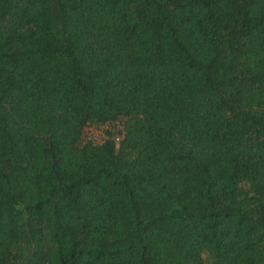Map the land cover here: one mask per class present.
Listing matches in <instances>:
<instances>
[{
    "label": "trees",
    "instance_id": "obj_1",
    "mask_svg": "<svg viewBox=\"0 0 264 264\" xmlns=\"http://www.w3.org/2000/svg\"><path fill=\"white\" fill-rule=\"evenodd\" d=\"M0 264H264V0H0Z\"/></svg>",
    "mask_w": 264,
    "mask_h": 264
},
{
    "label": "built area",
    "instance_id": "obj_2",
    "mask_svg": "<svg viewBox=\"0 0 264 264\" xmlns=\"http://www.w3.org/2000/svg\"><path fill=\"white\" fill-rule=\"evenodd\" d=\"M107 125H101V126H93V125H87L84 128V136L87 138H94L96 141L101 140L103 138V129L107 128ZM119 138L118 135H116L115 139L117 140Z\"/></svg>",
    "mask_w": 264,
    "mask_h": 264
}]
</instances>
